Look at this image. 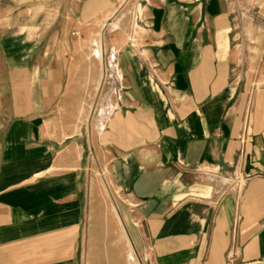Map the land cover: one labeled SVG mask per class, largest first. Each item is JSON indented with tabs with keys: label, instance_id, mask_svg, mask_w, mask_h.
Here are the masks:
<instances>
[{
	"label": "crops",
	"instance_id": "obj_1",
	"mask_svg": "<svg viewBox=\"0 0 264 264\" xmlns=\"http://www.w3.org/2000/svg\"><path fill=\"white\" fill-rule=\"evenodd\" d=\"M0 264H264V0H0Z\"/></svg>",
	"mask_w": 264,
	"mask_h": 264
}]
</instances>
